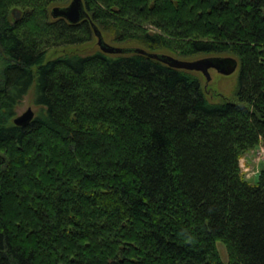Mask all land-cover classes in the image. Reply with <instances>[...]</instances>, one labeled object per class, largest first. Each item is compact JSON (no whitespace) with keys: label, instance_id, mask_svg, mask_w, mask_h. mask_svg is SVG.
Segmentation results:
<instances>
[{"label":"trees","instance_id":"trees-1","mask_svg":"<svg viewBox=\"0 0 264 264\" xmlns=\"http://www.w3.org/2000/svg\"><path fill=\"white\" fill-rule=\"evenodd\" d=\"M67 1L0 0V264H224L217 242L264 264V168L250 184L239 162L264 146V0H83L76 25L51 17ZM92 23L180 60L231 55L234 100L137 53L44 61Z\"/></svg>","mask_w":264,"mask_h":264},{"label":"rangeland","instance_id":"rangeland-1","mask_svg":"<svg viewBox=\"0 0 264 264\" xmlns=\"http://www.w3.org/2000/svg\"><path fill=\"white\" fill-rule=\"evenodd\" d=\"M70 1L71 0H68L66 5H68ZM100 31L103 35L105 42L111 46L120 47V48H132V46L136 47L134 43L113 42L110 39L108 32L104 31L103 29H100ZM98 50L99 48L97 46V38L95 37L94 34H91V41H89L88 43L77 46H68L57 49H51L46 54L44 61L55 59L56 57L59 56H68V55L85 56L94 53ZM229 56L231 55H223L222 57H229ZM202 58H206V57H200L192 60H198ZM33 71L36 72L37 68L34 67ZM238 71H239V66L237 67V70L233 74L225 76L211 69L209 70V74L211 78L210 81H207L206 78L201 73H198L199 79L202 84L203 92L206 98L208 99V101L215 103V102H220L221 100H234L235 98L234 96L236 95L238 88ZM28 109H31L34 112V117L40 109L35 103L34 88H32L27 93V95H25L22 98V100H20L18 106L16 107L15 118L25 113ZM239 162H240V170L243 179L250 184H256L258 182L259 175L262 169L264 168V146L259 145L255 149L244 153L240 157ZM216 249L221 261L224 264H228L229 262L228 253L225 245L221 242H217Z\"/></svg>","mask_w":264,"mask_h":264},{"label":"water","instance_id":"water-1","mask_svg":"<svg viewBox=\"0 0 264 264\" xmlns=\"http://www.w3.org/2000/svg\"><path fill=\"white\" fill-rule=\"evenodd\" d=\"M29 10H26L28 13ZM51 17L53 19H63L71 25L79 24L84 20H89L90 16L85 10L83 0H71L66 6H55L51 9ZM20 10H13L12 16L17 20L21 17ZM93 33L97 38V46L101 52L106 54H128L137 53L145 55L151 59L157 60L171 68L186 70L190 72L201 73L207 81H210L209 70H215L221 75H231L239 66L238 61L233 57H206L198 60H180L168 54L151 53L141 48H120L107 44L99 28L93 23L91 24ZM34 119V112L28 109L25 113L13 120L18 127L28 126Z\"/></svg>","mask_w":264,"mask_h":264}]
</instances>
